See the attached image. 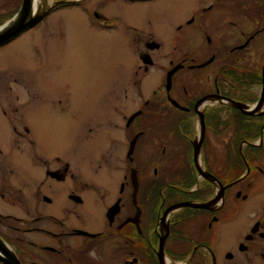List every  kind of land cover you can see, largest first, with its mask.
<instances>
[{
    "label": "flooded vegetation",
    "instance_id": "obj_1",
    "mask_svg": "<svg viewBox=\"0 0 264 264\" xmlns=\"http://www.w3.org/2000/svg\"><path fill=\"white\" fill-rule=\"evenodd\" d=\"M52 1L21 34L40 29L47 61L71 31L98 90L0 88V239L20 264H264V110L236 106L260 94L264 0ZM21 4L0 0L1 25Z\"/></svg>",
    "mask_w": 264,
    "mask_h": 264
},
{
    "label": "rangeland",
    "instance_id": "obj_2",
    "mask_svg": "<svg viewBox=\"0 0 264 264\" xmlns=\"http://www.w3.org/2000/svg\"><path fill=\"white\" fill-rule=\"evenodd\" d=\"M255 16L261 26H264V17ZM54 19L55 17H52L50 22L53 23ZM67 34L66 43L61 49L55 50L56 57L47 61H42V47L49 46V44L44 43L46 38H42L39 28L31 33H23L5 46H0V88L11 86L37 89L40 85L49 90L57 89L62 90L63 93L71 94L79 104H88L89 99L92 101V92L88 90L94 88L95 93L97 92V79L93 75H86L88 62L82 54L77 57L74 35L71 31H68ZM110 34L113 36L114 32ZM55 51L53 50L54 53ZM59 52L60 56L58 57ZM246 52L250 54L247 56L248 61L245 65L252 70H261L264 65V32L258 35L255 44ZM110 71L112 74V68ZM253 91L254 95L258 96L260 87L254 85ZM118 166L119 160L116 158L113 167L117 168Z\"/></svg>",
    "mask_w": 264,
    "mask_h": 264
},
{
    "label": "water",
    "instance_id": "obj_3",
    "mask_svg": "<svg viewBox=\"0 0 264 264\" xmlns=\"http://www.w3.org/2000/svg\"><path fill=\"white\" fill-rule=\"evenodd\" d=\"M48 3V0L44 1ZM51 4L46 6L38 13H32V0H22L19 10L6 22L0 25V46H3L29 27L41 21L56 4L51 0ZM264 102V65L262 67L261 90L258 100L250 108L243 104H236L238 109L246 114L254 115L262 108ZM202 134V132H201ZM0 264H20L14 253L9 249L5 242L0 239Z\"/></svg>",
    "mask_w": 264,
    "mask_h": 264
},
{
    "label": "bare ground",
    "instance_id": "obj_4",
    "mask_svg": "<svg viewBox=\"0 0 264 264\" xmlns=\"http://www.w3.org/2000/svg\"><path fill=\"white\" fill-rule=\"evenodd\" d=\"M44 1L45 0H32V13H38L43 10L46 6H49L52 3L51 0H48V3H45ZM252 107L253 105L250 106V108ZM261 110H264V102Z\"/></svg>",
    "mask_w": 264,
    "mask_h": 264
},
{
    "label": "trees",
    "instance_id": "obj_5",
    "mask_svg": "<svg viewBox=\"0 0 264 264\" xmlns=\"http://www.w3.org/2000/svg\"><path fill=\"white\" fill-rule=\"evenodd\" d=\"M10 16H11V15H10ZM10 16H9V17H10ZM9 17H8V18H9ZM11 17H12V16H11ZM11 17H10V18H11ZM3 19H5V18H3ZM1 21H2V19L0 20V25H1ZM260 80H261V78H260V75H259V73H258V75H256V78H255L254 84L259 86V85H260ZM255 100H256V99H253V101H255Z\"/></svg>",
    "mask_w": 264,
    "mask_h": 264
}]
</instances>
